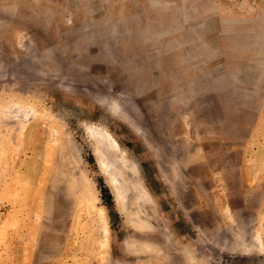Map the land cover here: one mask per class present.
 <instances>
[{
	"label": "rangeland",
	"instance_id": "obj_1",
	"mask_svg": "<svg viewBox=\"0 0 264 264\" xmlns=\"http://www.w3.org/2000/svg\"><path fill=\"white\" fill-rule=\"evenodd\" d=\"M0 264H264V0H0Z\"/></svg>",
	"mask_w": 264,
	"mask_h": 264
},
{
	"label": "bare ground",
	"instance_id": "obj_2",
	"mask_svg": "<svg viewBox=\"0 0 264 264\" xmlns=\"http://www.w3.org/2000/svg\"><path fill=\"white\" fill-rule=\"evenodd\" d=\"M92 131V130H91ZM90 133V132H89ZM91 134H92V132H91ZM90 134V135H91ZM94 136V135H93ZM97 136V135H96ZM95 137V136H94ZM99 138H101V140L103 141V142H105V140L106 139H109V140H111L112 142H113V144L114 145H117V142L113 139V138H110V136H109V134H108V132L106 133V132H104V133H101L100 135H99ZM107 142V141H106ZM105 144H107V143H105ZM97 151H99V149L97 150ZM102 155V154H101ZM102 157V156H101ZM102 160V159H101ZM104 161V160H103ZM106 162V161H105ZM105 164V163H104ZM107 165V164H106ZM132 173V172H131ZM129 174V173H128ZM129 177V176H128ZM131 177V176H130ZM117 180H119L118 178H117ZM128 180V179H127ZM119 181H121V180H119ZM118 181V182H119ZM114 182V181H113ZM114 183H117V181L115 180V182ZM126 184L128 185V184H130V183H125V186H126ZM133 185V184H132ZM134 186V185H133ZM132 186V187H133ZM127 187V186H126ZM135 188V186L133 187V189ZM137 188V187H136ZM135 188V189H136ZM126 189V188H125ZM135 189H134V191L132 190V192H135ZM137 190V189H136ZM123 191H125V190H123ZM122 191V192H123ZM137 191H139V190H137ZM137 191L135 192V194L134 193H132V194H134V195H136V194H138V196H133V197H137V198H139L141 195H140V193H137ZM120 194H118V196H119ZM124 195V194H123ZM144 195V194H143ZM121 197V196H120ZM125 198V197H124ZM130 199H131V197H129ZM137 198L135 199L134 198V200H133V202H135V200L137 201ZM141 199H143L142 197H140ZM139 200L140 199H138V201L137 202H139ZM132 201V200H131ZM141 202H142V200H141ZM143 204V203H142ZM125 205V204H124ZM134 205V204H133ZM134 206H136V205H134ZM128 207V206H127ZM129 208H130V206H129ZM129 208H126V209H129ZM136 209H138V208H136ZM136 209H134V210H136ZM138 212H139V209L137 210ZM137 212V213H138ZM131 214V213H130ZM136 214V213H135ZM137 215V214H136ZM140 215V214H139ZM140 226V225H139Z\"/></svg>",
	"mask_w": 264,
	"mask_h": 264
}]
</instances>
